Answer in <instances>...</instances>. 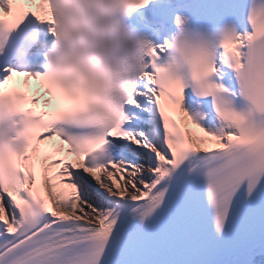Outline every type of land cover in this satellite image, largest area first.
I'll return each instance as SVG.
<instances>
[{
    "label": "snow or ice",
    "instance_id": "1",
    "mask_svg": "<svg viewBox=\"0 0 264 264\" xmlns=\"http://www.w3.org/2000/svg\"><path fill=\"white\" fill-rule=\"evenodd\" d=\"M186 162L264 210V0H0V264H192Z\"/></svg>",
    "mask_w": 264,
    "mask_h": 264
}]
</instances>
